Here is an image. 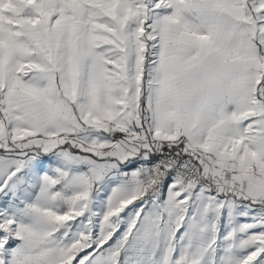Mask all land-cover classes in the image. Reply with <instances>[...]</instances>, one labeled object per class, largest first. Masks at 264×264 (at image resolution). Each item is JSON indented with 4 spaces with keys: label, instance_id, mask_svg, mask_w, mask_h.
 I'll return each instance as SVG.
<instances>
[{
    "label": "snow or ice",
    "instance_id": "obj_1",
    "mask_svg": "<svg viewBox=\"0 0 264 264\" xmlns=\"http://www.w3.org/2000/svg\"><path fill=\"white\" fill-rule=\"evenodd\" d=\"M0 264H264V0H0Z\"/></svg>",
    "mask_w": 264,
    "mask_h": 264
}]
</instances>
